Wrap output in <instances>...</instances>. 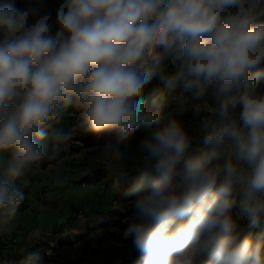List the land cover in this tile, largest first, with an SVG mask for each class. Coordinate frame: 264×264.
Returning <instances> with one entry per match:
<instances>
[{
    "label": "clouds",
    "instance_id": "9594fccd",
    "mask_svg": "<svg viewBox=\"0 0 264 264\" xmlns=\"http://www.w3.org/2000/svg\"><path fill=\"white\" fill-rule=\"evenodd\" d=\"M155 80L182 86L166 117ZM261 81L264 0H0V233L17 220L27 177L83 133L102 140L95 159L117 185L125 161H143L122 190L132 264H264V231L233 218L264 222ZM69 108L76 123L54 128ZM189 109L208 113L199 141L177 118ZM21 254L39 264L38 252Z\"/></svg>",
    "mask_w": 264,
    "mask_h": 264
},
{
    "label": "rangeland",
    "instance_id": "374dc122",
    "mask_svg": "<svg viewBox=\"0 0 264 264\" xmlns=\"http://www.w3.org/2000/svg\"><path fill=\"white\" fill-rule=\"evenodd\" d=\"M51 3H56V0H50ZM95 157L93 148L75 143L72 148L67 146L65 155L59 161L41 167L27 177L25 208L19 210L15 223H21L28 235L36 228L42 229V237L32 239V243L38 240L45 243L49 264L68 261L88 264V261H77L84 249L93 252V264H103L108 258L106 249L120 245L115 236L121 235L124 228L109 223L82 230L86 214L83 209L96 215L102 213L107 219L112 216V219L122 223H126L129 216L121 213L131 212L129 202L120 201L122 192L116 184L115 174L110 173ZM142 163V159L138 158L125 161L123 167L127 169L132 164L138 168ZM57 172L67 181L62 187L53 183L52 178ZM14 225L7 232L5 241L9 242L10 236L14 235ZM64 235L69 236V243L64 240Z\"/></svg>",
    "mask_w": 264,
    "mask_h": 264
},
{
    "label": "trees",
    "instance_id": "16d2710c",
    "mask_svg": "<svg viewBox=\"0 0 264 264\" xmlns=\"http://www.w3.org/2000/svg\"><path fill=\"white\" fill-rule=\"evenodd\" d=\"M12 3L15 4L16 7H23L25 5L24 0H11ZM59 2V0H56V3ZM171 72V69H169ZM260 86L264 88V81L260 82ZM155 89L156 94L163 93L164 94V100L161 108V115L162 117L168 116L170 113L174 112V109L177 108L180 99L182 98V86L178 85L175 88L169 89L165 83H161L159 80H155L150 85L149 90ZM188 94H184L186 97ZM209 101L211 103V98H209ZM79 115L78 110H74L72 108H69L67 112L64 115V119L61 121L60 124L54 125L53 127H63L65 130H68L70 127H72L76 123V118ZM208 113L205 111H201L197 113L193 109H189L188 112H186L183 116H178L177 118L182 120L185 125L188 126L191 134L194 135L197 141L201 139L200 134L198 133V128L200 126V123L202 119L207 116ZM49 133H51L52 129H48ZM144 129L141 128L138 132V135H143ZM135 140L133 143L135 144ZM75 143H80L83 147L86 148H93V153L97 155L99 147L102 145V140H98L95 137L91 135H86L83 133H77L74 135L72 140H70L67 144V146L71 147ZM196 144L194 143L193 147H195ZM65 155V151L62 153V157ZM61 157V158H62ZM55 161H44L41 167H46L49 164L54 163ZM128 172V175L121 179L119 181L118 189L122 192L123 189L127 188L135 179L139 176V171L133 167L132 164L129 165V168L126 169ZM103 175L105 173H102ZM120 201H125L122 199V196L120 197ZM25 208V205H21L19 210H22ZM83 212L86 213L83 217L84 225L82 226V230L87 231L89 228H92L93 226H102V225H115L119 228H125L127 226L126 223H122L119 220L112 219V216L107 219V217L102 214L98 213L96 215L93 211L86 212L83 209ZM238 209L233 210V218L236 219L237 224L240 228H243L246 232L251 231L253 235H256L257 233L264 231V222L261 223L260 227L254 228V229H248V220L247 218H240L238 215ZM131 212L129 213H121L123 216H130ZM73 219V217H72ZM73 223V222H72ZM71 223V224H72ZM110 223V224H109ZM75 224V223H74ZM14 235L10 236V240L5 241V238H7L6 233H0V264H21V261L23 260L22 252L23 251H36L39 253L40 261L39 264H49L48 262V255L46 254V251L44 249L45 243L41 241H37L32 243V240H29L28 233L25 230V228L21 225V223L16 222L14 225ZM24 228V229H23ZM2 234V235H1ZM117 241L120 242V245L113 249H106L105 252H107V259L104 261L103 264H113L115 259L117 257L120 258L122 261V264H132V261L138 258V255L133 252L131 242L130 240H124L122 238V235L115 236ZM64 240L69 243L70 238L69 236H63ZM79 262L88 261V264H93V252L89 249H84L80 252L79 257L77 259ZM64 264H81L77 263L76 261H68Z\"/></svg>",
    "mask_w": 264,
    "mask_h": 264
},
{
    "label": "built area",
    "instance_id": "2783aa9c",
    "mask_svg": "<svg viewBox=\"0 0 264 264\" xmlns=\"http://www.w3.org/2000/svg\"><path fill=\"white\" fill-rule=\"evenodd\" d=\"M25 4L28 2V0H24Z\"/></svg>",
    "mask_w": 264,
    "mask_h": 264
}]
</instances>
